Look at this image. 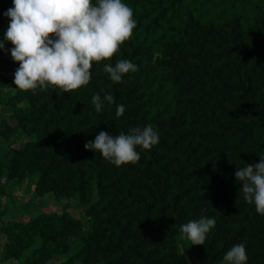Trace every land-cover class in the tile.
Listing matches in <instances>:
<instances>
[{
	"label": "trees",
	"instance_id": "16d2710c",
	"mask_svg": "<svg viewBox=\"0 0 264 264\" xmlns=\"http://www.w3.org/2000/svg\"><path fill=\"white\" fill-rule=\"evenodd\" d=\"M123 2L133 9L136 28L112 61L114 65L117 60H129L138 66V71L126 74L121 83H114L109 74L100 70L99 64L93 63L91 81L77 91L64 93L49 87L33 94L18 90L27 102L16 109L19 124L32 122L35 138L23 154L10 147L6 156L10 165L7 167L5 158H0V171L19 181L23 157L28 156L25 158L28 175L33 173L39 157V180L45 182L43 188L77 196L88 215L89 227L83 224L82 218L74 219L68 210L59 218L73 219L75 224H80V230L71 234L81 243L79 252L84 251L81 257L84 264L92 257L94 263L152 264L160 262L155 257L161 250L171 256L170 264H197L200 256L206 259L202 264H223L225 249L230 250L226 244L230 241L225 240L215 249L221 238L216 233L227 232L234 242L244 230L216 221L205 245H191L182 239L181 226L206 215L201 211L204 204L188 196L190 185L185 184L195 171L201 175L197 164L202 158L197 152L200 145L205 155L213 153L212 158L220 162L212 172L214 177L223 173L229 178L235 176L236 170L224 165L222 154L228 135H233L239 143L247 141L244 152L248 157L253 156L251 164L258 163L259 156L264 154V0ZM13 6V0H0V41H4L10 23L4 13ZM208 38L214 47L209 46L206 54H200ZM198 46L196 53L201 59L195 66L199 70L195 80L198 87L193 89L189 85L183 89L181 82L189 73L182 66L186 64L185 58L195 53L192 48ZM5 47L9 51L0 49V59L19 66L11 57L14 45L5 42ZM157 52L160 55L156 56ZM221 60V65L213 67ZM209 68L216 81L212 88L205 81ZM224 68L227 72L221 75ZM191 89L192 94L199 96L185 99ZM106 93L114 97V102L111 106L105 104L97 112L92 96L100 94L103 98ZM210 96L215 100L213 104L202 99ZM223 101L226 106L218 116L227 118L222 125H217L220 132L216 133L210 127L214 125L213 112ZM118 105L125 107L122 116L116 114ZM193 116L195 121H201L200 128L188 122ZM149 124L159 129V143L148 150L138 146L137 163L117 167L104 160L99 152H94L95 156L87 162L92 151L85 144L94 141L100 131L115 136ZM223 134L222 145L215 147L213 143ZM165 152L183 155L184 159L171 166L178 158L169 156L163 161ZM228 190L232 192L233 208L238 207L241 214L255 207L243 199L239 189ZM225 207L231 216L232 208ZM255 225L258 227L255 234L261 235L246 264H264V216L260 215ZM70 232L69 224L61 231L52 228L43 240L51 242Z\"/></svg>",
	"mask_w": 264,
	"mask_h": 264
},
{
	"label": "clouds",
	"instance_id": "9594fccd",
	"mask_svg": "<svg viewBox=\"0 0 264 264\" xmlns=\"http://www.w3.org/2000/svg\"><path fill=\"white\" fill-rule=\"evenodd\" d=\"M13 4L4 13L10 23L0 49L7 53L5 42L14 45L11 57L19 68L13 83L16 89L33 94L49 87L71 93L87 86L93 63L111 61L136 28L133 9L123 0H13ZM103 70L112 82L121 83L126 74L137 72L138 66L129 60H117L114 65L104 64ZM113 102L110 93L103 98L100 94L92 96L97 112ZM124 112L125 107L118 105L117 116ZM158 143L159 129L149 124L115 136L100 131L85 148L120 167L139 161L138 146L148 150ZM259 157L258 163L237 165L234 175L242 185L239 194L264 216V154ZM215 226V218L201 215L181 226L182 239L191 245H205ZM247 259L246 246L239 243L226 252L223 264H246Z\"/></svg>",
	"mask_w": 264,
	"mask_h": 264
},
{
	"label": "rangeland",
	"instance_id": "374dc122",
	"mask_svg": "<svg viewBox=\"0 0 264 264\" xmlns=\"http://www.w3.org/2000/svg\"><path fill=\"white\" fill-rule=\"evenodd\" d=\"M203 44L204 48L203 51H200V54H206L209 46L211 48L214 47L210 42V38L206 39ZM198 48L199 46L192 48V51L195 53L191 51L192 54H189L185 58L186 64L182 66L189 73L181 82V88L183 89H187L189 85H192L193 89L198 87L195 83V80L198 79L196 72L199 71L195 69V66L201 61L199 59L200 54L196 53ZM119 54L120 51L115 56L118 57ZM157 55H160V52H157ZM112 60L102 61L99 64L100 70H103V66L106 63L113 64ZM223 60L215 62L213 67L221 65ZM18 68L19 66H12L11 63L0 59V158H5L7 167L10 165V160L6 157L9 148L20 150L21 154H23L28 150L29 146H32L31 140L35 138L34 130L32 131L31 129L32 122H22V125H20L19 116L16 114L17 108L24 107L27 104L26 100L23 99L24 94L19 92L13 83L15 72ZM208 71L209 73L205 78V81H207L206 86L212 88L216 81L214 80L212 69L209 68ZM226 72L227 69L224 68L221 75H225ZM228 84H230L229 80ZM193 89L188 90L186 96H184L185 99L197 98L199 96L198 93L192 94ZM58 90L56 91L58 92ZM49 97H45L44 99H49ZM202 99L207 100L211 104L215 102L211 96L207 99ZM225 106L226 103L223 101L222 105H216L214 109V125L210 127L216 133L220 132V128H216L217 125H222L227 118L218 116ZM194 118V116L189 118L188 122L194 123L195 126L200 128L201 121H195ZM230 130L228 129L227 132H230ZM227 132L225 135H227ZM225 135L223 134L222 137L216 139L213 143L215 147L222 145L221 143ZM195 137L199 139L198 133H196ZM86 139H88V136ZM246 143L247 141L239 143L238 140L234 139L233 135H228L225 143L227 147H224L222 150L225 160L224 165L226 164V166L233 167L236 170L237 165L243 167L245 163L251 164L253 156L248 157L247 153L244 152ZM197 152L198 156L202 157L197 163L200 166L198 170H200L201 175L199 177V174L195 171L194 176L187 178L185 185L186 187L190 185L188 196L198 198L197 201L200 200L204 204L201 211L205 212L206 216L215 218L217 223L224 221V224H230L234 229L239 231L244 230L242 235L234 238V242H231L227 232L224 234L221 232L216 233V236H221V238L217 240L214 248L221 247L225 240L230 241L226 244V248L229 249L235 244L244 243L247 246L246 254L249 259L252 257V251L257 247V238L261 235L255 234L258 229L255 222L260 215L257 214L255 207L243 214L239 212L238 207L233 208L234 203L230 201L232 192L228 188H240L241 185L237 183L236 177L229 178L224 173L214 177V173L212 172L219 167L220 163L218 159L212 158L215 154L205 155L201 145L197 148ZM160 154L162 155L163 151H160ZM26 155L23 157L19 171V181L6 177V171H0V264H84L81 258L84 255V251L79 252L81 243L75 235L71 234L73 232L77 233L80 230V224H75L73 219L59 218L63 212L68 210L74 219L82 218L83 224L89 227L88 215L85 213L84 205L78 202L77 196L68 192L60 193L59 191H55V189L46 191L43 188L45 182L39 180V176H41L39 169L40 158H36L33 166L34 171L28 175L25 171V158H28ZM93 156H95L94 151L90 152L87 162H90ZM169 156H176L178 158L172 161L171 166H175L176 163L184 159L183 155L165 152L163 161ZM210 157L212 160L207 161ZM238 200H241L240 197H238ZM227 205L232 208L231 216L233 217L229 215L230 211L225 207ZM122 212H126V209H123ZM43 215L53 217L44 220V218H41ZM66 224H69L71 227L70 233H66L65 236L60 235V237L51 242L43 240L44 234L50 233V229L57 228V230L61 231ZM211 232H213V229ZM233 234L231 235L233 236ZM147 250H149V247ZM165 252V250H161L157 257H155L160 262H153L152 264H170L172 258L170 255H166ZM225 252H227L226 249ZM201 254L203 255L204 251ZM139 260L140 258L136 261ZM205 260L204 257L200 256L197 264H202ZM88 264H103V262L94 263L92 257Z\"/></svg>",
	"mask_w": 264,
	"mask_h": 264
}]
</instances>
